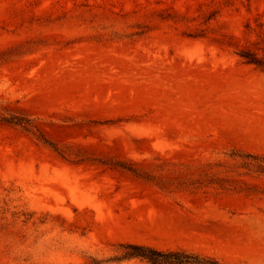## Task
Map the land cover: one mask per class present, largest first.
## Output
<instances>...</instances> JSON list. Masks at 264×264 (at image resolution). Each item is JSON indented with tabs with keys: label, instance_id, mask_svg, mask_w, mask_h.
<instances>
[{
	"label": "rangeland",
	"instance_id": "374dc122",
	"mask_svg": "<svg viewBox=\"0 0 264 264\" xmlns=\"http://www.w3.org/2000/svg\"><path fill=\"white\" fill-rule=\"evenodd\" d=\"M264 0H0V264H264Z\"/></svg>",
	"mask_w": 264,
	"mask_h": 264
},
{
	"label": "trees",
	"instance_id": "16d2710c",
	"mask_svg": "<svg viewBox=\"0 0 264 264\" xmlns=\"http://www.w3.org/2000/svg\"><path fill=\"white\" fill-rule=\"evenodd\" d=\"M237 56L248 65L264 71V37L252 44L251 48H241ZM116 260L139 259L146 264H221L210 257H203L185 250H158L150 246L125 244Z\"/></svg>",
	"mask_w": 264,
	"mask_h": 264
}]
</instances>
